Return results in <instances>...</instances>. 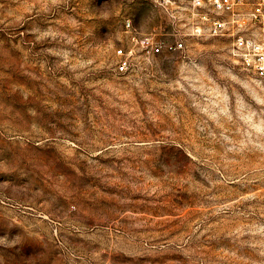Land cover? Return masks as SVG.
Here are the masks:
<instances>
[{
  "label": "rangeland",
  "instance_id": "1",
  "mask_svg": "<svg viewBox=\"0 0 264 264\" xmlns=\"http://www.w3.org/2000/svg\"><path fill=\"white\" fill-rule=\"evenodd\" d=\"M167 7L0 0V264H264V78Z\"/></svg>",
  "mask_w": 264,
  "mask_h": 264
},
{
  "label": "built area",
  "instance_id": "2",
  "mask_svg": "<svg viewBox=\"0 0 264 264\" xmlns=\"http://www.w3.org/2000/svg\"><path fill=\"white\" fill-rule=\"evenodd\" d=\"M176 0H161L163 6L168 9L170 3ZM181 1V0H180ZM188 2L195 15V20L190 26L192 34H205L208 36H228L230 39L229 54L245 70L264 78V39L259 38L246 29L264 28V0L253 5L247 13L241 11L243 0H182ZM223 14H227L224 17ZM126 27L131 28L128 20ZM132 38L148 52L160 53L163 49L179 50L182 41L160 43L155 42L148 36L138 37L135 33ZM117 53L123 55L121 48ZM128 58L123 56L117 70L124 71L127 68Z\"/></svg>",
  "mask_w": 264,
  "mask_h": 264
}]
</instances>
